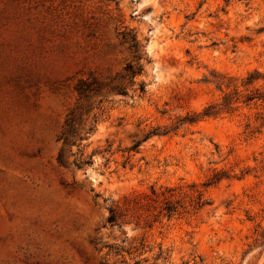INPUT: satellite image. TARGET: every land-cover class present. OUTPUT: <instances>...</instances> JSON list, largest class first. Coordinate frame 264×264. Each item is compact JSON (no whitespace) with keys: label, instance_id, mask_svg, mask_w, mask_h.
I'll use <instances>...</instances> for the list:
<instances>
[{"label":"rangeland","instance_id":"rangeland-1","mask_svg":"<svg viewBox=\"0 0 264 264\" xmlns=\"http://www.w3.org/2000/svg\"><path fill=\"white\" fill-rule=\"evenodd\" d=\"M255 70L264 0H0V264H264L263 103L201 116Z\"/></svg>","mask_w":264,"mask_h":264},{"label":"trees","instance_id":"trees-1","mask_svg":"<svg viewBox=\"0 0 264 264\" xmlns=\"http://www.w3.org/2000/svg\"><path fill=\"white\" fill-rule=\"evenodd\" d=\"M123 39L131 42V47L138 51V42L136 36L132 34L130 31L123 33ZM138 53V52H137ZM136 57L140 56L136 54ZM124 70L127 71L129 75H135L137 72L142 70L141 66L137 64L134 66L132 62H128L124 66ZM260 78V73L258 71H251L247 73L244 77L238 76H227V75H217L215 78L217 86L223 92L222 100L220 102H213L208 105L201 116H216L224 111H229V109L233 108L234 103H245L246 105H253L254 107H258L259 103L262 102L264 106V86L256 85L255 82ZM83 81H80L77 86V91L79 97L87 96V90L89 87L83 85ZM223 88H231L230 91H225ZM236 109V108H234ZM75 110L72 109L69 111L64 127L62 129L60 139H62L63 144L60 148L58 154V161L62 164L66 163L65 159V145L70 143L72 140V136L76 135V125H75ZM257 119H261V126H264V111L261 112ZM152 133H148L145 137L150 136ZM137 144L134 145L136 147ZM89 158L87 161L90 162ZM173 188H166L165 190L158 191L156 188L152 187L151 191L155 197L163 196V205L162 210L166 212L167 215L173 214L177 205L174 201L170 199L171 195H167L170 193ZM109 221L114 222L116 220V215L111 213L108 217Z\"/></svg>","mask_w":264,"mask_h":264}]
</instances>
